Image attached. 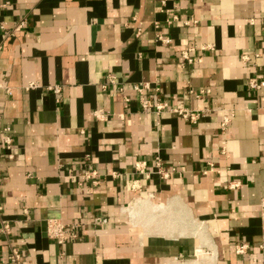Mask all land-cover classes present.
Returning a JSON list of instances; mask_svg holds the SVG:
<instances>
[{
  "label": "crops",
  "instance_id": "obj_1",
  "mask_svg": "<svg viewBox=\"0 0 264 264\" xmlns=\"http://www.w3.org/2000/svg\"><path fill=\"white\" fill-rule=\"evenodd\" d=\"M250 78L264 79V0H0V200L22 264H264V87ZM136 83L167 107L142 108ZM50 218L77 238H49ZM7 251L0 235V264Z\"/></svg>",
  "mask_w": 264,
  "mask_h": 264
},
{
  "label": "built area",
  "instance_id": "obj_2",
  "mask_svg": "<svg viewBox=\"0 0 264 264\" xmlns=\"http://www.w3.org/2000/svg\"><path fill=\"white\" fill-rule=\"evenodd\" d=\"M172 18L176 19V16H173ZM154 27L158 28L159 26L157 23H155ZM156 40L164 42V43L170 42V38L163 35V33L161 32L156 33ZM190 50H193V48L191 47L188 50L182 51V55L188 63H193L194 59L188 56V52ZM243 57L247 58L246 55H244ZM199 61L200 59L197 60V62ZM108 83L110 84L116 83L115 76L107 75L106 81L101 84V88L103 89L107 88ZM33 85H34L33 83H30L29 86H33ZM248 86L253 89H259L261 87H264V79L257 80L255 78H250L248 80ZM148 87H149V83H136L132 86V89L139 95L140 104L142 108L144 109L154 108L156 113H158L160 110L167 107V104L161 103V102L153 104L150 99L143 97V92ZM53 89L55 92L59 91V88L56 86L53 87ZM120 91L122 92L121 88H120ZM207 91L208 90L200 89L198 91V96L203 95ZM123 96H124L125 101L129 100V98L126 95H123ZM171 110L177 112L178 114L182 116V118L189 120L192 123H196L198 117L201 114L200 110H190V109H185V108H178V109L176 108V109H171ZM93 115L95 118L103 120V119H106L107 113H105L101 109H97L93 112ZM229 117L230 116L228 115L223 116L220 122V127L222 129L225 128V126L227 125L229 121ZM9 130H10L9 127L5 128L6 132H9ZM11 142H12V138L9 135V133H7L3 139L4 147L6 149H10ZM9 156H12V155L10 154ZM142 165L143 163L137 164V168L139 169ZM156 168H157L156 170L157 173H161L164 177L168 176L167 172L162 171L159 159H157L156 161ZM96 175H97L96 171H86L83 174V178L96 177ZM239 186H240V183L236 181L230 182L227 185H225V187L227 188H236ZM262 218L264 219V214L262 215ZM107 222H108L107 217L97 216L93 218V223L95 225L106 224ZM46 233L49 238L54 239L58 244L64 243L67 239L77 238L78 236L76 231H74L72 228H70L65 223L61 222L59 219H55V218H50L46 220ZM11 234H12V226H11L10 221L6 219L3 215V203L0 200V235L4 237L5 242L8 246V251L6 253L7 263L8 264H22L21 250L17 246L13 245L12 240H11ZM260 247L263 248L264 246L260 245ZM246 249H247L246 244H239L236 246L235 252L238 254H242L246 251Z\"/></svg>",
  "mask_w": 264,
  "mask_h": 264
},
{
  "label": "bare ground",
  "instance_id": "obj_3",
  "mask_svg": "<svg viewBox=\"0 0 264 264\" xmlns=\"http://www.w3.org/2000/svg\"><path fill=\"white\" fill-rule=\"evenodd\" d=\"M144 202H146V201H144ZM144 202H143V203H144ZM137 203L140 205V202H137ZM147 203H148V202H147ZM141 206H142V205H141ZM139 208H140V207H139ZM132 210H134V209H132ZM130 211H131V210H130ZM132 213H133V212H132ZM132 213H131V215H133ZM140 213H141V212H140ZM138 214H139V213H138ZM129 217H130V216H129ZM134 217H135V215H134ZM199 228H200V227H197V230H198L199 232H202L203 230H202L201 228H200V229H199ZM207 242H208V241H207ZM197 254H198V256L200 257V256H202V255L204 256V254H206V253H205V251H204L201 247H199L198 250H197ZM207 254H208V253H207Z\"/></svg>",
  "mask_w": 264,
  "mask_h": 264
}]
</instances>
